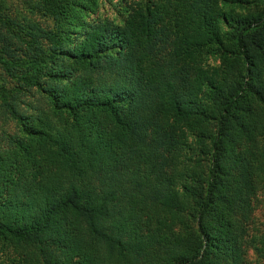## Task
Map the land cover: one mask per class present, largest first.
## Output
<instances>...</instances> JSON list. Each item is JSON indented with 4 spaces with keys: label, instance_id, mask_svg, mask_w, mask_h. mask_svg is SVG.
Returning a JSON list of instances; mask_svg holds the SVG:
<instances>
[{
    "label": "trees",
    "instance_id": "obj_1",
    "mask_svg": "<svg viewBox=\"0 0 264 264\" xmlns=\"http://www.w3.org/2000/svg\"><path fill=\"white\" fill-rule=\"evenodd\" d=\"M94 5L39 0L51 24L21 29L35 71L0 58L50 112L32 123L0 97L22 132L0 148V264H246L264 0H123L86 20ZM250 241L264 264V222Z\"/></svg>",
    "mask_w": 264,
    "mask_h": 264
},
{
    "label": "rangeland",
    "instance_id": "obj_2",
    "mask_svg": "<svg viewBox=\"0 0 264 264\" xmlns=\"http://www.w3.org/2000/svg\"><path fill=\"white\" fill-rule=\"evenodd\" d=\"M144 1V0H142ZM119 4L123 0H95L92 10L84 15L86 20L93 18H106L118 20L123 13ZM222 11H228L231 7L228 3H219ZM238 10L239 8L233 7ZM27 19L41 21L51 24L52 17L43 14L39 6V0H0V58L8 64L27 70L28 73L35 71V65L31 64V57L35 52L30 45L22 42L21 29ZM43 49L45 46L41 44ZM205 67H217L219 65V54L207 52L203 58ZM16 80L7 75L0 64V97L5 96L13 104L16 111L28 116L32 123L43 114L49 115V105L43 96L33 87L25 91H18ZM7 135L18 136L22 132L15 120L11 118L7 109H0V148L7 146ZM264 194H258V201L255 202L252 222L247 228L246 241L244 245L243 259L246 264H260V258L254 250L252 240L262 230L264 222Z\"/></svg>",
    "mask_w": 264,
    "mask_h": 264
}]
</instances>
